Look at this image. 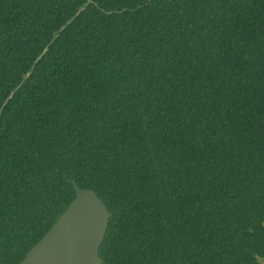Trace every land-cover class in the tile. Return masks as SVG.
<instances>
[{
  "label": "trees",
  "instance_id": "1",
  "mask_svg": "<svg viewBox=\"0 0 264 264\" xmlns=\"http://www.w3.org/2000/svg\"><path fill=\"white\" fill-rule=\"evenodd\" d=\"M75 184L103 264H261L264 0H0V264Z\"/></svg>",
  "mask_w": 264,
  "mask_h": 264
},
{
  "label": "water",
  "instance_id": "2",
  "mask_svg": "<svg viewBox=\"0 0 264 264\" xmlns=\"http://www.w3.org/2000/svg\"><path fill=\"white\" fill-rule=\"evenodd\" d=\"M74 188V201L20 264H103L100 247L112 213L96 191Z\"/></svg>",
  "mask_w": 264,
  "mask_h": 264
},
{
  "label": "flooded vegetation",
  "instance_id": "3",
  "mask_svg": "<svg viewBox=\"0 0 264 264\" xmlns=\"http://www.w3.org/2000/svg\"><path fill=\"white\" fill-rule=\"evenodd\" d=\"M101 256V255H100ZM102 258V257H101ZM102 261H103V259H102ZM262 263L261 264H264V259H261L260 260Z\"/></svg>",
  "mask_w": 264,
  "mask_h": 264
}]
</instances>
